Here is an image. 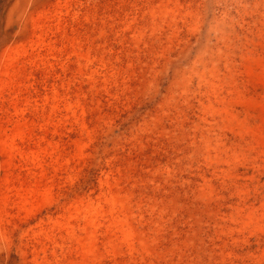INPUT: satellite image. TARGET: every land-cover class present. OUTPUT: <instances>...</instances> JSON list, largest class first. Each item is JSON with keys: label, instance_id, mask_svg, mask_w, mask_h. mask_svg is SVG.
<instances>
[{"label": "rangeland", "instance_id": "374dc122", "mask_svg": "<svg viewBox=\"0 0 264 264\" xmlns=\"http://www.w3.org/2000/svg\"><path fill=\"white\" fill-rule=\"evenodd\" d=\"M0 264H264V0H3Z\"/></svg>", "mask_w": 264, "mask_h": 264}, {"label": "trees", "instance_id": "16d2710c", "mask_svg": "<svg viewBox=\"0 0 264 264\" xmlns=\"http://www.w3.org/2000/svg\"><path fill=\"white\" fill-rule=\"evenodd\" d=\"M3 0H0V13H1V5H2V2ZM0 17H1V14H0Z\"/></svg>", "mask_w": 264, "mask_h": 264}]
</instances>
